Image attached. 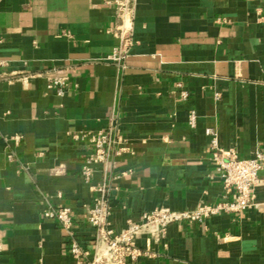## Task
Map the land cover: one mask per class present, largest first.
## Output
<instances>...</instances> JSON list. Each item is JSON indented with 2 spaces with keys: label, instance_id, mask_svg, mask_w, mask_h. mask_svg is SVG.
<instances>
[{
  "label": "crops",
  "instance_id": "1",
  "mask_svg": "<svg viewBox=\"0 0 264 264\" xmlns=\"http://www.w3.org/2000/svg\"><path fill=\"white\" fill-rule=\"evenodd\" d=\"M119 1L0 0V264L76 263L44 217L53 207L71 210V232L92 252L85 214L99 185L114 233L154 209L231 201L207 129L241 159L264 152V0H129L123 20ZM120 26L133 46L122 66L102 62ZM53 77L68 79L62 96L46 87ZM109 130L123 153L85 182L91 146L72 135ZM254 203L173 223L156 241L138 235L146 254L132 264H264V167Z\"/></svg>",
  "mask_w": 264,
  "mask_h": 264
},
{
  "label": "built area",
  "instance_id": "2",
  "mask_svg": "<svg viewBox=\"0 0 264 264\" xmlns=\"http://www.w3.org/2000/svg\"><path fill=\"white\" fill-rule=\"evenodd\" d=\"M120 19L130 12L129 0L117 2ZM264 21V14L260 17ZM117 39V45L110 55L102 59V62L113 63L122 66L132 46L133 38L130 31L120 26L113 34ZM2 63H0V66ZM68 86L66 77H53L47 83V89L56 96H62ZM182 99L187 97L186 93L180 94ZM196 115L190 112L188 125L195 127ZM208 140V149L215 172L222 181L223 188L227 194H232L231 201H224L214 206H199L193 211L171 212L166 209H154L142 213L139 222L128 223L127 227L120 233H114L109 228L107 221L110 213L109 198L110 189L104 185L94 188L95 196L93 205L87 209L85 222L94 229V249L92 252L84 250L72 234L74 216L70 209L65 207H53L45 211L44 217L55 221L69 237V254L77 261L75 264H132L138 257L146 254L135 244L138 235L145 234L152 240L161 239L167 227L177 222L201 223L209 217L220 213L238 214L248 208L255 206L254 188L258 181L259 172L264 167V152L257 151L249 159H241L232 149H222L218 145L216 134L207 129L205 131ZM74 140H85L91 146V153L86 157L81 169V177L89 182L93 167L106 164L110 157L120 156L123 149L119 148V139L116 132L89 133L72 135Z\"/></svg>",
  "mask_w": 264,
  "mask_h": 264
}]
</instances>
